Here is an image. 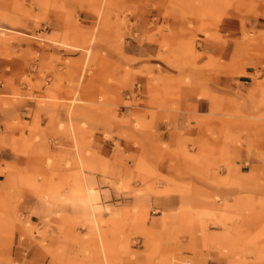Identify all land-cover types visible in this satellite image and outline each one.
I'll return each instance as SVG.
<instances>
[{
	"label": "rangeland",
	"instance_id": "rangeland-1",
	"mask_svg": "<svg viewBox=\"0 0 264 264\" xmlns=\"http://www.w3.org/2000/svg\"><path fill=\"white\" fill-rule=\"evenodd\" d=\"M252 48L264 0H0V264H264V89L224 67ZM133 92L200 105L193 137Z\"/></svg>",
	"mask_w": 264,
	"mask_h": 264
},
{
	"label": "crops",
	"instance_id": "crops-1",
	"mask_svg": "<svg viewBox=\"0 0 264 264\" xmlns=\"http://www.w3.org/2000/svg\"><path fill=\"white\" fill-rule=\"evenodd\" d=\"M55 21L56 20L52 18L50 20L49 25L53 26ZM134 47L135 48H131V47L127 48V50H129L130 52L133 50L135 51L134 53L132 52L134 56L142 55V52L144 53V56H147L148 53L150 52L153 53L154 51H156L154 46L149 45V44H146L144 47H141V48H136L135 45ZM76 50H79V49H76ZM247 51H248V54L245 55V58L241 59L238 62H235V64H234V60H232L233 53L230 54V56L227 57V59L224 61L225 62L224 67L226 68L231 67L232 69L233 67H236L234 70L235 74H241L240 77L235 81L236 83L235 87L237 89L239 88L250 89V88H254L255 86L257 89L259 88L264 89V61L258 60V58L254 57L252 52L256 51L255 49H253L252 51L251 50H247ZM132 53H130V56L133 55ZM141 66L139 65L138 68H142ZM147 66L151 67L152 64H148ZM221 77H222L221 74H219L218 76H215V78H219L218 82H220L219 80L222 79ZM224 78H225L224 82L227 84L229 82L228 80L229 76L225 75ZM133 96L135 98V101L137 102V106L127 112L130 114L134 112L137 115L144 116L145 120H147V124L151 125V128L153 130H157L161 132L164 138H168L166 132L172 131V130L187 131L193 137L192 132L195 129L194 127L195 123L190 122V116L188 115H193V118H194L196 115L198 116L199 114H202V112L199 109L200 105L188 104V108H191V109L185 110V107H184L183 111L178 113L176 118L173 121L164 122L162 121L166 113L164 110L149 107L150 101L147 98V96H145L143 100L139 96H137V93L133 92ZM129 98L130 97H128V100L131 101ZM186 114L187 116H185ZM188 124H190V127ZM91 145L93 146V148H95L96 153L99 156H102L103 158L106 156V154L108 155L110 153V150L111 151L114 150V148L112 147L110 150L109 148L106 149L105 142H102L101 144L99 142H92ZM108 147H110V145H108ZM4 157L7 158L8 156L5 155ZM90 192L93 193V191H90ZM42 260L43 258L40 252L32 249V246H30V241L25 240V241L16 242L14 252L10 256L9 262L5 264H45L44 263L45 261H42Z\"/></svg>",
	"mask_w": 264,
	"mask_h": 264
},
{
	"label": "bare ground",
	"instance_id": "bare-ground-1",
	"mask_svg": "<svg viewBox=\"0 0 264 264\" xmlns=\"http://www.w3.org/2000/svg\"><path fill=\"white\" fill-rule=\"evenodd\" d=\"M89 194L91 195L92 194V192H89ZM90 201V200H89ZM92 201V200H91Z\"/></svg>",
	"mask_w": 264,
	"mask_h": 264
}]
</instances>
